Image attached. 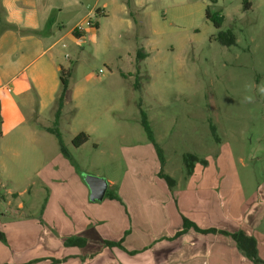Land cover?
I'll list each match as a JSON object with an SVG mask.
<instances>
[{"label":"rangeland","instance_id":"1","mask_svg":"<svg viewBox=\"0 0 264 264\" xmlns=\"http://www.w3.org/2000/svg\"><path fill=\"white\" fill-rule=\"evenodd\" d=\"M76 3V11L64 10L63 16L69 15L65 32L90 9L106 11L85 20L87 32H80L85 34L80 44L66 39L58 46L70 74L57 127L71 149L73 157L68 159L76 172L99 174L118 184L125 177L137 184L146 181L143 187L151 188V165L158 164V175L168 185L160 172L174 180L195 176L189 186L193 192L204 187L200 177L214 175L211 191L223 207L234 197L235 208L255 193L263 198L264 0ZM207 9L223 17L220 28L207 17ZM227 30L234 35L233 45L219 39ZM2 93L17 101L11 112L2 115L0 110L1 144L10 149L0 152V212H20V202L40 212L54 191L51 180L43 178L55 175L45 162L55 164L61 154L58 137L46 131L56 127L58 103L39 113L40 105L7 89ZM142 111L164 151V164L142 125ZM29 130L39 133L32 137ZM81 132L90 138L73 148L72 140ZM33 138L37 142H31ZM149 147L155 161L149 158ZM190 156L192 173L186 161ZM221 177L228 178L232 190L214 188V183L219 188ZM21 214L16 220L26 218ZM24 233L32 234L17 224L0 241L16 245Z\"/></svg>","mask_w":264,"mask_h":264},{"label":"crops","instance_id":"2","mask_svg":"<svg viewBox=\"0 0 264 264\" xmlns=\"http://www.w3.org/2000/svg\"><path fill=\"white\" fill-rule=\"evenodd\" d=\"M60 1L0 0L2 115L7 110L11 112L17 101L13 95L3 94L5 89L40 105L39 113L58 103L61 71L70 68L63 63L58 46L66 39L80 44L85 34L79 31L78 38L73 30L98 9L100 14H106L105 9L92 8L65 32L64 21L69 15L64 17V10L76 11L77 0ZM46 131L52 134L49 127ZM28 132L32 137L39 133ZM3 137L0 134V152H8L10 149L1 144ZM31 142L37 141L33 138ZM72 146L82 147L73 142ZM67 148L73 157L70 147ZM149 148V158L155 161L154 150ZM55 161L44 165L49 173L55 174L53 177L45 178L42 172L54 189L47 206L38 212L25 209V203L20 202L21 211L16 213L8 208L11 204L8 201L6 212H0V232L6 237L17 224L32 232L24 233L16 245L10 240V246L0 241V264H253L232 236L220 232L239 230L256 238L259 255L264 260V197L256 193L238 208L233 205L235 197L231 203L229 199L228 207H223L225 203L219 204L217 193L211 191L214 175L200 177L204 187L198 192L189 188L195 176L177 178L174 192L159 177L158 164H154L152 178L148 179L151 188L143 187L146 181L137 184L125 177L118 184L109 178V187L113 188L110 193L119 199L105 196L102 201H92L88 185L62 151ZM214 185L216 190H232L226 177L220 178L219 188ZM196 200L200 203L196 204ZM18 213L26 218L16 220ZM184 218L201 229L218 231L203 233L195 227L185 230Z\"/></svg>","mask_w":264,"mask_h":264},{"label":"trees","instance_id":"3","mask_svg":"<svg viewBox=\"0 0 264 264\" xmlns=\"http://www.w3.org/2000/svg\"><path fill=\"white\" fill-rule=\"evenodd\" d=\"M0 5V12L2 11ZM97 14L99 13V9L96 12ZM207 17L211 19L215 26L217 28H220L222 25L223 17L222 16H212L209 12V9H207ZM95 27H98L97 25ZM2 32V27L0 26V33ZM37 32V31H33ZM73 34L76 37H80L78 29L73 30ZM219 39L221 42L225 45H233L235 43V38L231 30H227L224 33L219 34ZM68 74H70L69 70L66 71L65 69H62L61 71V81H62V90L60 92L59 98H58V109L57 113L55 116V128H50V131L54 133L60 143L61 151L66 156L67 158H71V154L68 151V148L66 146V143L63 140L62 133L58 129L57 125L59 124L61 113H62V108L64 106L65 98L68 92ZM142 125L146 131V134L150 140V142L153 144L154 148L156 149L159 159L161 164L165 163V156H164V151L160 144L158 143L155 133L151 127L150 121L145 113V111H142ZM90 136L85 133L81 132L78 134L74 139H73V144L76 147H80L86 142H88ZM187 161V167L189 170V173H192L194 170V159L193 157H189V159H186ZM160 175L163 176L168 182L169 186L173 187L175 185V180L169 175L165 174L163 172H160ZM106 197H112V198H117L119 199V196H115L109 191L106 194ZM190 227H195L198 231H201L203 233H216L218 230L217 229H201L199 228L193 221L189 220L188 218H184V229L187 230ZM221 233L228 234L232 236V238L236 241L238 248L242 253L253 263V264H264V260L260 257L259 255V250H258V244L256 238L253 236H249L245 231L239 230L233 233L227 232V231H220ZM0 238L5 240V235L0 232Z\"/></svg>","mask_w":264,"mask_h":264},{"label":"water","instance_id":"4","mask_svg":"<svg viewBox=\"0 0 264 264\" xmlns=\"http://www.w3.org/2000/svg\"><path fill=\"white\" fill-rule=\"evenodd\" d=\"M82 177L90 189V199L92 201H102L109 188L107 178L90 173H83Z\"/></svg>","mask_w":264,"mask_h":264},{"label":"built area","instance_id":"5","mask_svg":"<svg viewBox=\"0 0 264 264\" xmlns=\"http://www.w3.org/2000/svg\"><path fill=\"white\" fill-rule=\"evenodd\" d=\"M84 23H85V21L83 23H80L75 29H78V31H80V32L85 31L86 27H85ZM88 26L93 27L94 26L93 22L88 21Z\"/></svg>","mask_w":264,"mask_h":264},{"label":"clouds","instance_id":"6","mask_svg":"<svg viewBox=\"0 0 264 264\" xmlns=\"http://www.w3.org/2000/svg\"><path fill=\"white\" fill-rule=\"evenodd\" d=\"M262 91H264V89H262Z\"/></svg>","mask_w":264,"mask_h":264}]
</instances>
